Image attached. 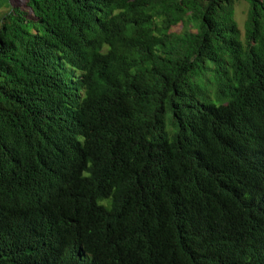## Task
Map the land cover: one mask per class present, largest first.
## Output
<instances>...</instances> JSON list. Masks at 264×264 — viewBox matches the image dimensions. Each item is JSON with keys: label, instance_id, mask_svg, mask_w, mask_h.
I'll list each match as a JSON object with an SVG mask.
<instances>
[{"label": "trees", "instance_id": "trees-1", "mask_svg": "<svg viewBox=\"0 0 264 264\" xmlns=\"http://www.w3.org/2000/svg\"><path fill=\"white\" fill-rule=\"evenodd\" d=\"M3 9L0 264H264V0Z\"/></svg>", "mask_w": 264, "mask_h": 264}, {"label": "rangeland", "instance_id": "rangeland-1", "mask_svg": "<svg viewBox=\"0 0 264 264\" xmlns=\"http://www.w3.org/2000/svg\"><path fill=\"white\" fill-rule=\"evenodd\" d=\"M3 11H4V9L0 11V14H2ZM245 13H246V6L245 5H239L238 8L236 9V12H235L236 21L238 24V28L241 30V33H243L242 21L245 18ZM177 31H178V29H177Z\"/></svg>", "mask_w": 264, "mask_h": 264}]
</instances>
